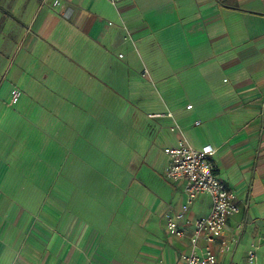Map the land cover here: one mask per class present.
Masks as SVG:
<instances>
[{
    "label": "crops",
    "instance_id": "crops-1",
    "mask_svg": "<svg viewBox=\"0 0 264 264\" xmlns=\"http://www.w3.org/2000/svg\"><path fill=\"white\" fill-rule=\"evenodd\" d=\"M55 1L0 0V264H107L123 210L167 232L140 264H183L189 236H171L165 214L181 208L185 182L168 177L164 151L183 137L216 150L240 204L226 246L213 245L220 264H250L251 250L264 264V0ZM92 144L117 174L111 194L75 171ZM211 205L202 194L188 216Z\"/></svg>",
    "mask_w": 264,
    "mask_h": 264
},
{
    "label": "built area",
    "instance_id": "built-area-1",
    "mask_svg": "<svg viewBox=\"0 0 264 264\" xmlns=\"http://www.w3.org/2000/svg\"><path fill=\"white\" fill-rule=\"evenodd\" d=\"M108 1L117 5L121 0ZM58 3L56 0L55 4ZM191 107L192 105H188V108ZM176 127L177 124L172 130ZM164 151L170 157L168 177L173 181L185 182V199L181 208L174 214H165L167 229L171 236L176 238L189 236L192 251L183 255V264H220L213 245L221 242L222 246H226L224 233L227 221L240 212L241 208L235 196L217 174V167L213 161L216 150L210 145L196 148L183 137L176 145L166 147ZM202 194L209 195L211 199L210 213L205 216L189 217L192 204ZM188 226L192 227L190 235ZM201 240L205 241L204 246L200 245ZM247 261L250 264L257 262L254 250L249 251Z\"/></svg>",
    "mask_w": 264,
    "mask_h": 264
},
{
    "label": "rangeland",
    "instance_id": "rangeland-1",
    "mask_svg": "<svg viewBox=\"0 0 264 264\" xmlns=\"http://www.w3.org/2000/svg\"><path fill=\"white\" fill-rule=\"evenodd\" d=\"M26 85L21 86L19 85V88L24 89ZM51 86V85H49ZM53 89L58 90L61 89V85L53 84ZM61 92V91H60ZM65 97V96H64ZM65 100V99H64ZM33 119V117H31ZM121 120L122 125H129L131 117L130 116H123V117H101L102 120H104V123L109 124H121L119 121ZM124 136H127L126 139L130 140L132 132H127L125 134L122 133ZM165 143L163 142H157L155 144V151H159V153L162 155V159L164 161H167V156L163 153ZM91 148L90 153L87 158L86 165H79L75 164V171L81 172L85 178V186L89 189H98L101 193H110L109 191L115 188L114 184L117 183V179H113L117 174L112 173L111 165H104V164H98L94 161H98V154L99 150L97 147H95L94 144L90 146ZM63 169H66L67 165L63 164L60 165ZM69 167H72V164H69ZM74 167V165H73ZM61 170V168H60ZM62 171V170H61ZM66 171V170H65ZM64 171V172H65ZM159 173L162 174L163 177L166 175L165 167L161 166L158 169ZM81 175V176H82ZM65 174H60L59 179L57 181V187L61 188L63 186H67V180L65 179ZM132 191L128 193L127 201L133 197L131 195ZM111 194V193H110ZM109 195L102 196V199L110 204L112 197ZM110 196V197H108ZM136 207L134 208V210ZM127 211L123 210V213L119 211L117 214L116 222L114 224V227H108L107 232L110 230L118 231V242L114 244H110L107 259V264H140V262L143 260L145 256H154L150 252V241H152L153 236H156L161 239L167 238V232L164 226V223L161 222V220L157 217L155 219L156 222H158V226L156 229H152L149 225H144V227L140 226L141 222H138L136 219L133 218L134 211L131 214H126ZM118 219V220H117ZM83 224V223H82ZM82 226V225H81ZM84 227V224H83ZM82 228V227H81ZM83 230H87V226L85 225V228ZM84 231V232H85ZM82 234V233H81ZM67 237V234L65 235ZM80 245V244H79ZM76 245V246H79ZM67 251V249H65ZM64 252V251H63ZM65 253V252H64ZM86 259L85 257H83ZM81 261V260H80Z\"/></svg>",
    "mask_w": 264,
    "mask_h": 264
}]
</instances>
